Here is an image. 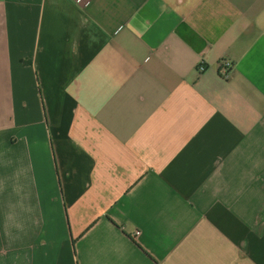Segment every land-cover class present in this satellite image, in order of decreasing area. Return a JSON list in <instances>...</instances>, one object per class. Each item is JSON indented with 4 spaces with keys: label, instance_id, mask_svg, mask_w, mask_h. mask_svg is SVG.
<instances>
[{
    "label": "crops",
    "instance_id": "1",
    "mask_svg": "<svg viewBox=\"0 0 264 264\" xmlns=\"http://www.w3.org/2000/svg\"><path fill=\"white\" fill-rule=\"evenodd\" d=\"M0 264H264V0H0Z\"/></svg>",
    "mask_w": 264,
    "mask_h": 264
},
{
    "label": "built area",
    "instance_id": "2",
    "mask_svg": "<svg viewBox=\"0 0 264 264\" xmlns=\"http://www.w3.org/2000/svg\"><path fill=\"white\" fill-rule=\"evenodd\" d=\"M87 1H89V0H74V2L77 4H83V3H86ZM232 67H233V63L229 59L221 60V62H220L221 75L224 77H227L229 75V72H230ZM198 70L199 71L205 70V66L203 64H200L198 66Z\"/></svg>",
    "mask_w": 264,
    "mask_h": 264
}]
</instances>
